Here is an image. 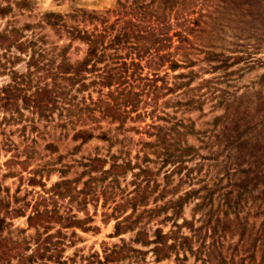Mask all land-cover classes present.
Instances as JSON below:
<instances>
[{"label":"rangeland","instance_id":"374dc122","mask_svg":"<svg viewBox=\"0 0 264 264\" xmlns=\"http://www.w3.org/2000/svg\"><path fill=\"white\" fill-rule=\"evenodd\" d=\"M130 1L121 0L125 5ZM145 1L147 10L158 14L170 32L190 34L189 57L194 62L183 71H198L191 85L209 79L196 92H206L204 102L184 110H174L171 100L165 106L184 120L182 131L176 132L177 149L173 145L169 148L175 159L162 163L156 155L159 145L141 147L139 140L145 136L132 127L142 125L144 119H127L120 127L115 119L104 117L89 99L98 95L91 85L82 90H77L76 84L71 88L77 121L66 127L57 124L59 110L50 112L55 120L49 121L24 108L18 99L15 105L0 104L2 206L29 201V211L38 202V208L55 206L61 213L70 211L80 217L82 227L63 229L67 234L75 231L63 252L75 264L85 262L84 257L95 252L104 255L114 245H124L125 256L104 264H217L221 253L235 259L242 255V264L257 263L264 258V0ZM120 9L117 0H0V32L15 27L28 37L44 34L45 47L51 49L54 43L69 42L66 34L60 35L50 24L53 21L91 29L114 20ZM86 50L82 39H74L67 55L74 62L82 59ZM57 53L58 49L49 50L41 62ZM29 54L30 49L19 52L0 46V87L12 83L14 72H26ZM41 72L33 74L31 84ZM208 89L222 97L211 98ZM86 104L94 109L84 108ZM87 128L92 132L90 138L82 140L74 135L77 129ZM112 155L116 162L130 161L134 171L141 166L153 170L144 206L162 204L188 190L196 192L183 201L177 215L173 207L150 217L144 213L131 226L122 224V233L116 235L117 217L130 212L129 203H119L131 195L136 183L143 184L147 178L142 173L135 177L132 170L104 173ZM93 158L100 160L94 166L89 164ZM174 163L179 168L167 176ZM33 176L45 186L32 184L29 179ZM64 178L73 179L72 196L51 194L41 200V194L46 196L54 182ZM159 194L161 197L155 198ZM141 209L142 205H137L132 216ZM183 217L189 221L183 222ZM11 221L15 227L26 228L27 235L34 234V228H27L25 216ZM157 228L173 231L176 238L172 236L171 242L181 235L191 238L177 250L181 259H176L174 251L159 260L154 244L143 242V235L152 239ZM191 249L201 250L196 254ZM207 253L212 260L204 263Z\"/></svg>","mask_w":264,"mask_h":264},{"label":"trees","instance_id":"16d2710c","mask_svg":"<svg viewBox=\"0 0 264 264\" xmlns=\"http://www.w3.org/2000/svg\"><path fill=\"white\" fill-rule=\"evenodd\" d=\"M117 2L121 4L117 17L101 26L94 25L91 29H82L77 25L58 21L50 23L60 35L66 34L69 39V42L64 45L52 44L51 49L45 47L46 35L44 34L35 33L28 37L22 35L15 27L0 32V46L8 49L13 47L19 52L30 49L26 61V72H14L11 76L12 83L0 87V104L15 105V102L20 99L24 108L32 109L49 121L55 120L50 112L59 110L60 121L57 124L66 127L77 121L74 97L71 93L73 87L76 84L78 85L76 89L82 90L91 85L98 95L96 99L92 96L89 99L97 110L104 114V117L115 119L120 127L127 119L132 121L144 119L141 122L142 125L132 127L145 136L139 140L141 147L159 145L156 155L160 157L162 163L174 160L176 155H173L169 148L173 145L177 149L176 132L182 131L184 120L175 114L172 115L165 106L171 100L175 106L174 110L181 107L184 110L185 107L197 106V102H204L208 98L206 92H196L207 85L209 79H202L198 85H191L198 71L193 68L183 71V68L193 65L194 62L189 57L191 48L189 33L170 32L167 24L158 14L147 10L149 4L145 0H132L129 5H125L121 0ZM123 7L131 9L123 11ZM74 39H82L86 43L87 50L82 59L73 62L67 55V49ZM56 49L59 53L56 55L59 57L57 61L56 56H53L41 62V59L46 58L49 50ZM15 58L19 59L20 56L16 55ZM40 71H42L41 75L37 76V80L31 84L33 74ZM40 79L44 80L43 83H40ZM208 90H210L211 98L222 97V95H214V89ZM192 91H195L194 94L187 96ZM84 108L94 109L88 104ZM147 119L150 121L147 122ZM74 135L86 140L92 136V132L88 128L77 129ZM105 136L106 131H104ZM114 159L115 155H112L110 166L104 168V173L120 174L132 170L135 177L142 173L147 178L143 184L136 183L134 193L132 192L119 203L118 206L122 204L127 206L126 204L129 203L130 212L125 211L117 217L120 219L115 225L116 235L122 233L120 231L123 229L122 224H125V227L131 226L130 224L144 213L150 217L173 207L172 211L177 215L183 201L191 193L196 192V189L188 190L183 195L167 199L162 204H156L153 207L144 206L150 194L148 184L153 170L150 167L141 166L138 167V171H134L135 167L130 161L116 162ZM96 160L100 161L99 158H93L89 164L94 166ZM105 162L106 159H104V165ZM175 166L174 163L166 173L167 176L174 169L179 168ZM29 180L32 184L39 183L45 186L34 176ZM72 182L73 179L67 178L54 182L50 187V193L46 196L40 195L41 200L49 199L51 194L57 197L72 196L69 194L70 189L73 188ZM156 196L155 198H159L161 194ZM2 202L4 199L0 198V264H75L76 261L73 263L72 257L63 255L64 245L67 242L69 244L70 241L72 243L70 236L75 234V231L67 234L63 229L82 227L80 217L70 211L61 213L55 206L38 208V202L31 205L29 211L27 206L29 201L19 205L6 202L3 206ZM139 204L142 205V209L132 216ZM21 216L26 217L27 228L35 229L33 235H27L26 228L15 227L12 224L11 219ZM169 216L166 215V217ZM182 221L188 222L189 219L183 217ZM172 236L176 238L173 231L164 232L157 228L152 239L145 234L142 240L145 243L154 244L153 249L159 260L169 257L174 251L176 259H181L177 255V250L179 246L188 244L191 238L181 235L180 239H174L171 242L169 239ZM123 246L114 245L108 251H104V255L101 256L98 252L90 254L84 257L86 261L80 264H104L115 261L125 256ZM191 250L197 254L201 249ZM208 250L210 253L211 250ZM209 253H207L208 257L202 258L204 263L211 262L212 257ZM240 256L242 255H239V259L227 258L221 253L217 264H242L245 257ZM259 263L264 264V258L257 263L254 261V264Z\"/></svg>","mask_w":264,"mask_h":264}]
</instances>
